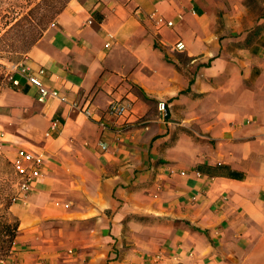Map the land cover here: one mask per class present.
Returning a JSON list of instances; mask_svg holds the SVG:
<instances>
[{
    "label": "crops",
    "instance_id": "crops-1",
    "mask_svg": "<svg viewBox=\"0 0 264 264\" xmlns=\"http://www.w3.org/2000/svg\"><path fill=\"white\" fill-rule=\"evenodd\" d=\"M248 1L68 3L23 61L60 98L0 96L40 162L0 264H264V0L256 21ZM114 101L134 117L103 130Z\"/></svg>",
    "mask_w": 264,
    "mask_h": 264
},
{
    "label": "rangeland",
    "instance_id": "rangeland-1",
    "mask_svg": "<svg viewBox=\"0 0 264 264\" xmlns=\"http://www.w3.org/2000/svg\"><path fill=\"white\" fill-rule=\"evenodd\" d=\"M248 2L253 9V21H256L262 7L257 2L251 0ZM57 7L58 0H0V96L11 91L8 79L10 67L25 59L26 55L21 51L23 36L39 32L40 27L45 25L44 16H51ZM54 20L45 25L46 30ZM190 133L192 134L191 131ZM20 146L21 140L15 134V128L10 126V121L0 116V216L9 224L15 223L17 216L12 208L16 207L20 195L24 194L21 190L23 180L15 173L13 167ZM11 202L13 205L9 208ZM7 234H9L7 229L0 223V236L3 238ZM9 256L10 253H7L6 248L3 249L0 243V262Z\"/></svg>",
    "mask_w": 264,
    "mask_h": 264
},
{
    "label": "built area",
    "instance_id": "built-area-1",
    "mask_svg": "<svg viewBox=\"0 0 264 264\" xmlns=\"http://www.w3.org/2000/svg\"><path fill=\"white\" fill-rule=\"evenodd\" d=\"M54 26V24H52ZM157 26L159 28H173L174 22L160 18L157 20ZM109 47V45H106ZM174 49L178 52H183L186 50V46L182 41H178L174 45ZM9 83L13 89H21V82L24 81L29 88H33L37 91V100L40 103H45L50 98H60L58 92L50 90L43 82L44 76L46 75V70L40 68L38 70H33L30 66L21 62L19 64H14L9 69ZM158 111L161 117L166 120L169 115V109L165 102H159ZM84 113L92 118L94 112L89 110V108L84 109ZM134 117V109L131 101H114L110 104L108 109L104 112L103 118L99 120L100 127L105 130L107 129V124L103 119L112 120L115 123H121V125H127L131 119ZM59 125L58 121L52 122L51 129L55 130ZM97 146L102 151L108 150V144L104 141H100ZM39 160L30 152L26 150L18 151L15 160L13 161V167L16 173L21 177L23 183L21 184V190L26 191L31 180L30 174L26 172V165L29 164L31 167L36 168L39 166ZM25 167V168H24Z\"/></svg>",
    "mask_w": 264,
    "mask_h": 264
},
{
    "label": "trees",
    "instance_id": "trees-1",
    "mask_svg": "<svg viewBox=\"0 0 264 264\" xmlns=\"http://www.w3.org/2000/svg\"><path fill=\"white\" fill-rule=\"evenodd\" d=\"M71 0H58V7L56 10L53 11V13L50 15L44 16V24L47 25V23L51 20H54L57 18L59 14L63 12V10L66 8L68 3ZM43 25L40 27L39 32H32V34H26L23 36L22 42V50L23 54L27 55L32 48L36 45V43L40 40V38L43 36L44 32L46 31V27ZM206 174L211 176H226L229 178H235V179H241L238 178L239 176L232 171H228V169L222 165H218L216 167H206ZM16 173V172H15ZM17 174V173H16ZM18 175V174H17ZM12 202L9 204V208L12 206ZM0 223L4 225V227L7 229L8 233L6 237L0 236V243L2 245V248H6L7 253H11L19 227H20V221L18 218H16L14 224H9L8 222H4L2 219V216H0Z\"/></svg>",
    "mask_w": 264,
    "mask_h": 264
}]
</instances>
